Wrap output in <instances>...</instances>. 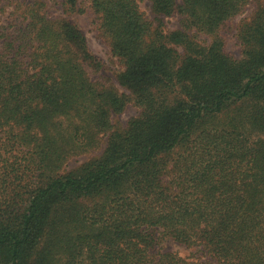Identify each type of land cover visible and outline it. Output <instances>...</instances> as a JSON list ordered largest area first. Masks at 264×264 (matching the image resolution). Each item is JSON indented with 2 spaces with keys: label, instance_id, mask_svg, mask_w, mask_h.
<instances>
[{
  "label": "trees",
  "instance_id": "obj_1",
  "mask_svg": "<svg viewBox=\"0 0 264 264\" xmlns=\"http://www.w3.org/2000/svg\"><path fill=\"white\" fill-rule=\"evenodd\" d=\"M148 1L154 19L139 0L85 2L121 91L49 0H10L0 264H264V0ZM248 10L236 56L225 30ZM173 15L174 29L156 23ZM130 102L139 113L117 126Z\"/></svg>",
  "mask_w": 264,
  "mask_h": 264
},
{
  "label": "rangeland",
  "instance_id": "obj_2",
  "mask_svg": "<svg viewBox=\"0 0 264 264\" xmlns=\"http://www.w3.org/2000/svg\"><path fill=\"white\" fill-rule=\"evenodd\" d=\"M59 0H49L50 10L52 15H57L60 13H63L65 16H67L69 19H71L74 23L77 24V26L81 29V31L84 33L87 39L88 47L90 51L95 54L97 57H99L104 62V68L103 73L109 75L111 77V81L117 85L119 90H124L118 82H117V74L122 69L116 58L112 57L109 49V45L105 37H103L100 34L99 29L97 28V25L95 23L96 17L93 14L92 10L88 7V4L85 3L86 0L83 1V5L86 8L83 12L79 11H62L60 4H57L55 7V2ZM179 1V0H178ZM140 7L142 10H144L145 15L149 19H154V14L151 12L149 1L148 0H139ZM13 8L12 2L10 0H2L0 3V25L7 23V16L9 14V11H11ZM247 12L242 13L241 15L235 17L231 20L229 23V28L225 30V41H226V49L230 53L238 56L240 54V45L236 41L235 33H236V27L239 23V20L244 17ZM158 19L160 21L156 20L157 22H162L164 29L171 30L178 26V20L179 17L177 15L173 16H159ZM139 113V108L132 102H130L126 108L119 114H114L113 121L117 126L125 125L128 119H130L133 116H136ZM100 149L96 150L92 153H87L83 155L73 156L69 158V160L64 165V169L68 170L71 168H74L75 166L79 165L83 161H85L89 156L92 154L99 153ZM164 246L167 250L172 251H178L182 254L189 253V249L184 247L183 245H179L177 243H174L172 241H166L164 242Z\"/></svg>",
  "mask_w": 264,
  "mask_h": 264
}]
</instances>
